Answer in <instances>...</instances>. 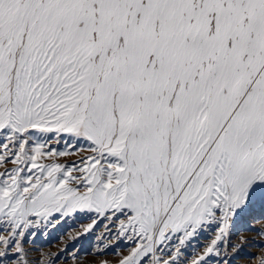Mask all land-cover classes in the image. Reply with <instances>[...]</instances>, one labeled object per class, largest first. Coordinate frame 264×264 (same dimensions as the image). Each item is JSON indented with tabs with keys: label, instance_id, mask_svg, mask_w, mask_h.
I'll return each instance as SVG.
<instances>
[{
	"label": "snow or ice",
	"instance_id": "obj_1",
	"mask_svg": "<svg viewBox=\"0 0 264 264\" xmlns=\"http://www.w3.org/2000/svg\"><path fill=\"white\" fill-rule=\"evenodd\" d=\"M80 219L89 264H264V0H0V264Z\"/></svg>",
	"mask_w": 264,
	"mask_h": 264
},
{
	"label": "rangeland",
	"instance_id": "obj_2",
	"mask_svg": "<svg viewBox=\"0 0 264 264\" xmlns=\"http://www.w3.org/2000/svg\"><path fill=\"white\" fill-rule=\"evenodd\" d=\"M87 220L80 219V220H69L68 223L63 225L59 228V230H50V234L45 238L41 237L37 239L36 247L42 249L43 251H57L63 244H67L70 247L75 244L83 257L82 264H89L92 257L86 255V253L92 250V247L95 243L94 239L89 236H81L79 241H73L69 239V234L75 235L78 231H80V225L86 224ZM257 227L259 225H256ZM245 236L249 237L250 241H256L260 243H264L261 241L259 237L256 236L254 232L248 231L243 233ZM61 237H63V243L61 242ZM239 237L234 236L232 239V243H238ZM81 245H83L81 247ZM259 249L254 245V243L245 244L243 247V251L240 254L243 257L246 253H256ZM37 255L39 253H36ZM235 264H251V262L247 261L246 259H238L235 261Z\"/></svg>",
	"mask_w": 264,
	"mask_h": 264
}]
</instances>
